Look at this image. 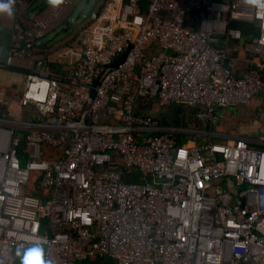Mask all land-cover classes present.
Listing matches in <instances>:
<instances>
[{"label": "built area", "instance_id": "1", "mask_svg": "<svg viewBox=\"0 0 264 264\" xmlns=\"http://www.w3.org/2000/svg\"><path fill=\"white\" fill-rule=\"evenodd\" d=\"M31 1L15 0L1 65L33 63L17 99L33 114L0 118V264H264V144L227 134L187 147L142 111L194 106L208 123L264 93V8L103 0L52 75L41 41L79 0L40 16Z\"/></svg>", "mask_w": 264, "mask_h": 264}, {"label": "crops", "instance_id": "2", "mask_svg": "<svg viewBox=\"0 0 264 264\" xmlns=\"http://www.w3.org/2000/svg\"><path fill=\"white\" fill-rule=\"evenodd\" d=\"M36 2L37 0H32L28 4L27 10L40 16L49 4V0L42 2L40 6H35ZM101 2L103 0H100ZM73 6L67 9L72 10ZM13 22L14 19H9L6 13H0V118L10 121H31L32 110L22 108L17 99L21 95L26 77L32 73L33 63L26 60H15L7 67L1 66L13 47L11 39ZM86 23L87 21L79 28L85 27ZM72 34L66 36L60 44L41 41V50L47 56L48 68L52 75H60L63 72L66 63L61 60L62 56L69 55L70 49L76 48ZM237 47L236 43L230 45V48ZM232 55L242 59L243 67L244 55L239 52H232ZM245 69L242 68L241 73ZM263 98L264 93H261L254 97L247 106L220 108V110H216L215 119L208 123H199L195 119L194 114L198 108L194 106H179L177 108L172 105L160 108L157 105H152L142 111L156 117L164 127L172 129L173 134L182 136L177 137L176 140L178 144L187 147L197 145L207 139L214 142L217 139L223 142L226 141L225 135L234 134L244 136L251 147L258 148L264 144V110L261 107ZM106 260L110 261L105 259V263Z\"/></svg>", "mask_w": 264, "mask_h": 264}, {"label": "rangeland", "instance_id": "3", "mask_svg": "<svg viewBox=\"0 0 264 264\" xmlns=\"http://www.w3.org/2000/svg\"><path fill=\"white\" fill-rule=\"evenodd\" d=\"M45 1L46 0H37V2L35 3L36 4L35 6H40L41 3L45 2ZM93 3H94V0H81V2L74 9L73 14L70 17V21L67 22V24H65V22H63V19L65 18V16H67L71 12V10L70 9L64 10L58 16V18L52 23V25L47 29L50 31L46 34L43 41L45 43H50V44H60L64 40V38L69 35L71 27L74 24L79 23L84 17H86V15H87V13H88V11H89V9ZM79 30H81V28H79V26H78L73 31L72 38L74 39V42H76V40L78 38V31ZM239 47L242 48V44H239ZM223 129H224V127H223ZM17 134H18V136L24 137L26 135V132L18 131ZM229 135H231V134H229ZM215 142L216 143H222V141L217 140V139ZM26 259H27V256H25L23 254H19L16 264H25ZM96 264H104V262L99 261Z\"/></svg>", "mask_w": 264, "mask_h": 264}, {"label": "water", "instance_id": "4", "mask_svg": "<svg viewBox=\"0 0 264 264\" xmlns=\"http://www.w3.org/2000/svg\"><path fill=\"white\" fill-rule=\"evenodd\" d=\"M81 2V0H79L78 2H76L71 10V12L67 15L66 19L64 20L65 24H67V22L70 21V17L72 16L73 14V11L74 9L76 8V6ZM100 4V0H94V3L91 5L86 17H84L79 23L77 24H74L71 29H70V32L69 34H72L74 29L78 26H81L83 23H85L88 19H89V16L96 10V7ZM143 10H145V2L144 1H139V4H138ZM126 53L122 54L118 59H116L113 63H111L108 68H116L121 62L122 60L124 59V56H125ZM105 69V68H104ZM97 80L98 78L93 82L92 84V88L95 87V85L97 84ZM92 96V92H90V97ZM175 107H179V106H175ZM216 110H220L219 107H216ZM25 147V142L24 141H21L19 143V145L17 146L16 148V151H17V155H21L22 153V149Z\"/></svg>", "mask_w": 264, "mask_h": 264}, {"label": "clouds", "instance_id": "5", "mask_svg": "<svg viewBox=\"0 0 264 264\" xmlns=\"http://www.w3.org/2000/svg\"><path fill=\"white\" fill-rule=\"evenodd\" d=\"M62 2L63 0H49L52 6H58ZM246 2L256 8H264V0H246ZM14 4L15 0H0V13H6L9 19H14ZM45 264H47V262H45Z\"/></svg>", "mask_w": 264, "mask_h": 264}, {"label": "trees", "instance_id": "6", "mask_svg": "<svg viewBox=\"0 0 264 264\" xmlns=\"http://www.w3.org/2000/svg\"><path fill=\"white\" fill-rule=\"evenodd\" d=\"M238 27H240L242 30H243V32H244V35H246L247 37H250V32L248 31L249 30V25H238ZM254 34H257V32H254ZM173 137H175V138H179V137H182V136H179V135H177V134H173ZM104 264H105V261H104ZM106 264H112V262L111 261H107L106 260Z\"/></svg>", "mask_w": 264, "mask_h": 264}]
</instances>
